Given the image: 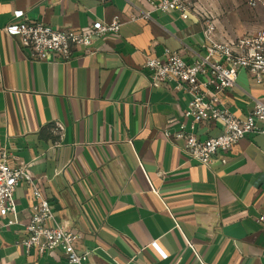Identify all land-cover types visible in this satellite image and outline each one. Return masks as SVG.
Segmentation results:
<instances>
[{
  "label": "crops",
  "instance_id": "obj_1",
  "mask_svg": "<svg viewBox=\"0 0 264 264\" xmlns=\"http://www.w3.org/2000/svg\"><path fill=\"white\" fill-rule=\"evenodd\" d=\"M14 11L59 31L113 17L122 25L95 38L91 56L77 48L69 61L37 62L3 31ZM215 23L217 41L242 36ZM202 44L196 19L148 0H0V152L25 165L55 222L82 236L76 250L87 264H264V135L204 166L162 134L168 118L189 124V96L172 82L151 85L145 60L168 49L190 63ZM220 99L244 119L264 104V75L239 70ZM220 134L216 122L195 126L200 140ZM13 197L19 224L0 228V264H67L57 250L26 254L16 244L33 199L24 184Z\"/></svg>",
  "mask_w": 264,
  "mask_h": 264
},
{
  "label": "built area",
  "instance_id": "obj_2",
  "mask_svg": "<svg viewBox=\"0 0 264 264\" xmlns=\"http://www.w3.org/2000/svg\"><path fill=\"white\" fill-rule=\"evenodd\" d=\"M97 1L104 3L109 0ZM148 4L160 13L176 12L181 20L193 17L200 23L203 37V54L196 55L190 63L185 62L178 51L168 49H164L160 57H147L145 60L144 67L149 71L151 85L172 82L176 89L183 90L189 96L184 113L190 117L189 124L168 118L162 134L166 139L182 141L187 155L204 166L216 156H220V163L225 164L224 155L239 140L248 134L264 135V104L255 101L246 117L238 119L220 99L224 91L235 86L239 70L247 71L257 81L264 75V29L217 41L213 19L199 9L194 0H148ZM12 16L17 22L6 25L3 31L16 37L29 59L37 62L55 57L69 61L77 48L82 56H91L94 54L93 40L109 33H118L122 25L118 17H113L108 23L93 22L87 31H59L42 23L20 21L22 11H14ZM141 18L146 19L148 15L144 14ZM135 20V17L129 18V22ZM204 122L220 124L221 134L205 140L197 138L195 126ZM57 127L62 130L60 125ZM8 157L4 151L0 152V219H5L0 228L19 224L13 195L15 188L24 184L30 190L33 204L23 224L25 236L16 244L21 245L26 254L35 251L43 255L57 250L67 264H87V253L76 250L82 236L55 222L49 201L26 172L25 165L17 162L11 166ZM257 221L264 224V216H259ZM153 246L157 248L155 243ZM159 252L163 258L166 257Z\"/></svg>",
  "mask_w": 264,
  "mask_h": 264
},
{
  "label": "rangeland",
  "instance_id": "obj_3",
  "mask_svg": "<svg viewBox=\"0 0 264 264\" xmlns=\"http://www.w3.org/2000/svg\"><path fill=\"white\" fill-rule=\"evenodd\" d=\"M255 2V3H254ZM200 9L215 23L241 35L264 29L263 0H200Z\"/></svg>",
  "mask_w": 264,
  "mask_h": 264
}]
</instances>
